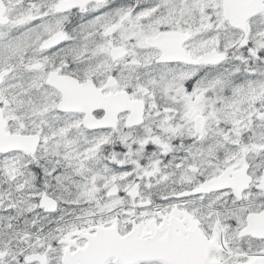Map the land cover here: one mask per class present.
Returning <instances> with one entry per match:
<instances>
[{
  "label": "snow or ice",
  "instance_id": "6c2138e0",
  "mask_svg": "<svg viewBox=\"0 0 264 264\" xmlns=\"http://www.w3.org/2000/svg\"><path fill=\"white\" fill-rule=\"evenodd\" d=\"M0 264H264V0H0Z\"/></svg>",
  "mask_w": 264,
  "mask_h": 264
}]
</instances>
